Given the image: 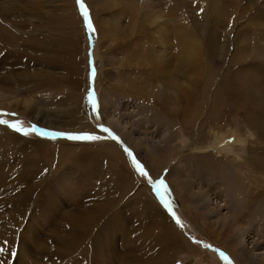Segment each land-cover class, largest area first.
Here are the masks:
<instances>
[{
    "label": "rangeland",
    "instance_id": "obj_1",
    "mask_svg": "<svg viewBox=\"0 0 264 264\" xmlns=\"http://www.w3.org/2000/svg\"><path fill=\"white\" fill-rule=\"evenodd\" d=\"M84 3L95 29L91 41L76 0H0V112L16 114L0 119L104 137L95 142L25 137L0 125V244L7 241L16 253L0 256V264H227L221 252L232 264H253L243 249L254 244L264 249L257 221L263 200L248 211L240 195L226 190L260 189L254 182L263 184L264 174L246 163L243 146L227 155L216 151L234 142V130L251 141L252 151L261 145L242 121L247 115L222 93L221 82L228 77L242 88L248 77L264 90V0ZM161 28L167 37H161ZM183 28L198 47L197 74L176 58L173 46ZM171 83L177 86L173 90ZM90 90L99 119L87 99ZM99 125L121 143L107 139ZM217 129L226 135L220 141ZM199 142L210 154L204 161L209 169L201 175L189 162ZM124 148L154 181H165L162 194L183 227ZM160 152L167 163L155 177L151 155ZM249 155L256 162L264 152ZM171 171H182L190 188L182 208L170 190L181 178ZM216 180L223 187L214 185ZM169 224L180 240L168 236ZM224 247H232L237 260Z\"/></svg>",
    "mask_w": 264,
    "mask_h": 264
},
{
    "label": "bare ground",
    "instance_id": "obj_2",
    "mask_svg": "<svg viewBox=\"0 0 264 264\" xmlns=\"http://www.w3.org/2000/svg\"><path fill=\"white\" fill-rule=\"evenodd\" d=\"M260 15H261V13H260ZM2 21H3V13L1 14V12H0V22H2ZM0 29H3V27H1ZM160 31L162 33V34H160L161 37H167V30L165 28L164 29L161 28ZM183 31H184V34L181 37H177L176 36L177 39H178V43H176L173 46V48L175 50V53H176V58L178 60V63L180 61H185L186 63L192 65L193 68H194V71H196V74H197L198 71L201 72V68H200L201 65H200V63L196 59V57L199 55L198 47L194 46L191 41H188V38L190 36L189 30L183 28ZM0 32L2 33V34L0 33V44L3 45V31L1 30ZM176 74H178V76H179V70L178 69H176ZM222 80L223 79H221L220 82ZM253 80L254 79H252V78H248V77L245 78L243 80V83H242L243 86L241 88L240 86L239 87L238 86L237 87L235 86L237 83L234 80H231L230 78L225 77L224 80H223V82H221L222 89H223L222 90L223 91L222 93L223 94L226 93L225 95L227 97L229 96L228 99H230V97L232 98V100H233L232 101L233 102L232 104H234L237 107V111L238 110H241L242 113H243V115H247V116H245V117L242 118V121H243V123H245L246 128H248L253 133H256V135H257V137H258V139H259V141H260V143H261L262 146L260 145L258 148L256 147L257 149L255 148L256 150L252 151L251 146L249 145V144H251V143H249L250 140L248 141L245 137L243 139L242 136H240L238 133H236L237 130H234V131H230L231 132L230 133L231 136L234 138V142L230 146H228V147L225 146L226 148H222V149L216 151V153L222 152L223 154H226L227 155L228 153H231L234 149L243 146L247 150V154H248V156H247V160L248 161H246V163L248 165L252 166L255 169V171H256L257 174H264V155L263 156H260V159L258 161H256V162H253V160H251L252 155H249L251 153H255V152L257 153V151H258V153H263L264 152V90H262L263 88H260L261 87L260 84L254 83L255 80L254 81ZM167 85L171 89L174 88V87H177L176 86V83H171L170 85L169 84H167ZM167 85L166 84L165 85L163 84L162 85V89L165 86H167ZM167 92H168V90L165 88L164 89V92L161 93V94L164 95V104H165V102L167 104L168 101L171 102L170 98L167 97V95H168ZM171 99L174 100V98H171ZM230 105L231 104H229L228 107H232L233 110L235 111V106L234 105L230 106ZM26 107L28 109H30V107H28V106H26ZM32 108H35V106L32 107ZM108 121H106V122L108 123ZM110 121H112L111 118H110ZM108 124H111V123H108ZM229 130H230V128H229ZM214 136L217 138V141H220V139L221 138H224V136H226V135L221 130L219 131V129H217V132L215 133ZM248 136H251V133L250 132H248ZM217 141H216V145L218 144ZM198 145H200V147H198V148L194 146L195 147V150L197 152L195 151L196 153H193L194 156H192V160L189 161V162H190V166H192V168L193 167L195 168L196 174H200L201 175V173L205 174L204 173V170H208L209 169V168L207 169V166L205 165L204 161H206L209 158V155L210 154H209V151H206L205 150L206 147H207V145H204L202 142H199ZM216 145H212V146H215L216 147ZM215 147H214V149H215ZM252 148H254V147H252ZM110 152H111V154L116 155L114 152H112V151H110ZM237 158L238 157L235 156L234 160H236ZM151 159H152L151 161H152V165H153V169H154L153 171L155 172L154 173V176L155 175L158 176L159 175L158 171L161 172V170L165 168V164L167 163V159L165 158L164 153H161V152L158 153V154L151 155ZM184 160H186V158H184ZM199 162H202L205 165V168H201L200 165H197ZM187 165H189V163ZM233 166L234 167H238V169H239L240 163H237V164L234 163ZM240 169H242V168H240ZM171 173L173 175L176 174V176L179 175V178L183 177V175H184L182 171L179 174L178 173H175V171L174 172L171 171ZM211 177H213V176H206L205 179L206 180H211ZM167 180H169V179H167ZM181 182L182 183L173 180V185L171 186V188L170 187L169 188H170V190H172L171 193H172L173 201L176 204L180 205L181 208H182L183 205H184L183 204V200L185 199V195H186L187 191L190 188L185 184L186 182L184 183V180L182 178H181ZM213 182H214V185H215V183H220L219 186H218V188L223 187L222 184H224V183H222V182H220L218 180H216V182L215 181H213ZM254 185L256 186V188H260V189H251V190H244V189H242V191H239V192L236 191V190H232V192H228L226 190V193H229L231 195L234 193V194H237V196L240 195L241 198L245 200L246 203L244 204V207L246 206V210L248 209V211H252V210H249V208L250 209L253 208V204H255L256 202H260L261 200H263L262 206L261 205L260 206L264 210V207H263L264 206V199H262L263 198V195H264V183L261 184L260 182L255 181L254 182ZM214 190H216V188H214ZM218 194H221L219 190H218ZM157 208L158 207L155 205L154 210H153L154 213L157 212V211H159V209H157ZM232 216L233 215H231V217ZM260 216L257 218L258 219L257 221L259 222V225L261 224L260 226L262 227V230H263V232H261V234H260V237L264 239V211H263V213ZM155 217H158V216H155ZM168 226L169 227H167V230H166L168 236H171V237L172 236H174V237L176 236V238L180 240V238L178 237L180 234L178 232H176L174 226L172 224L171 225L169 224ZM169 239H171V238H169ZM175 241L176 240H171L172 243H174ZM224 248L230 253V255L234 259H236L234 257L236 255L233 254L232 247L231 248L224 247ZM247 249H250V251H248ZM257 249H260V248H258L255 244L253 245V247L246 248V249L244 248L243 249V253L245 255L244 258L246 260H249L253 264H264V249L263 248H262V250L260 249L261 252H257L256 251ZM243 263H244V261L242 262V264Z\"/></svg>",
    "mask_w": 264,
    "mask_h": 264
},
{
    "label": "snow or ice",
    "instance_id": "obj_3",
    "mask_svg": "<svg viewBox=\"0 0 264 264\" xmlns=\"http://www.w3.org/2000/svg\"><path fill=\"white\" fill-rule=\"evenodd\" d=\"M76 3L79 7L80 15L83 18L84 26L89 34V40L91 41L92 35L95 32V29H94L93 23L90 18L89 10L86 8L84 0H76ZM202 11L203 9H201V12ZM89 65H90V77L93 78V81H94L95 67L91 59L89 60ZM87 99H88V102L91 104L94 115L96 116L97 119H99L100 116L98 112L97 101H96L94 90L88 91ZM3 115L15 116L16 114L0 112V116H3ZM0 125H5L8 128H10L12 131H14L15 133H19L25 137L31 134H35L36 136L43 137V138L55 139L57 137H61L69 141H81V142H85V141L95 142V141H101L102 139H104V137L100 135H93L89 133L66 134V133H61V132L45 131L44 129L36 126L35 124H33L30 128H26V127H23L22 121H17L15 123H9V121L6 119H0ZM98 127H99L100 132L107 134V139L115 141L118 144L121 143L119 137L114 135L113 132L109 128L104 127L103 125H99ZM229 142H232V141H229ZM124 152L131 159L132 165L135 168L136 172L142 178H144L147 181V183L151 185L152 188L155 190V194L159 198L164 209L167 210V212L173 217V219L175 220L178 226L183 227V225L181 224V221L179 220V218L176 217L175 213L173 212L170 201L165 200L164 195L162 194V190L163 192H167L165 181L163 179H157L154 181L153 178L149 175L148 171L145 170L144 166L133 157V153L128 148H124ZM204 247L210 248L211 245L205 244ZM6 252L11 257H14L16 255V253L11 251V249L8 247V242L3 241L2 244H0V256L4 255ZM220 256L223 260L227 262V264H232V261L223 252L220 253Z\"/></svg>",
    "mask_w": 264,
    "mask_h": 264
}]
</instances>
